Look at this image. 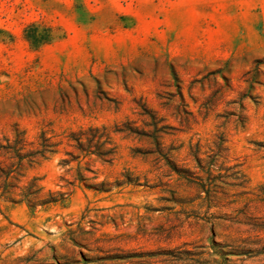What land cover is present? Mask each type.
<instances>
[{
	"label": "rangeland",
	"instance_id": "rangeland-1",
	"mask_svg": "<svg viewBox=\"0 0 264 264\" xmlns=\"http://www.w3.org/2000/svg\"><path fill=\"white\" fill-rule=\"evenodd\" d=\"M0 168V264H264V0H0Z\"/></svg>",
	"mask_w": 264,
	"mask_h": 264
},
{
	"label": "trees",
	"instance_id": "trees-1",
	"mask_svg": "<svg viewBox=\"0 0 264 264\" xmlns=\"http://www.w3.org/2000/svg\"><path fill=\"white\" fill-rule=\"evenodd\" d=\"M36 38L37 37H29L28 35H26V39L32 45L43 44L41 43L42 41H36L38 40ZM14 134L15 135H14L13 144L9 143L8 147L6 148L3 147L4 150L8 151L10 154L14 156L13 157L15 159L14 162H16L14 165L8 167L10 171V175H9V179L7 180H11L13 178L11 177V175H13L16 171H23L28 167L32 168L35 165H37L40 161L46 160L48 154L56 153V151H54V145H51L49 143V139H46L44 133L41 134V137L39 138L38 147L36 148L31 147L32 145L27 140L25 133L20 129L18 128L15 129ZM0 172L4 173L3 169L0 168ZM33 181L31 182V185L34 184ZM38 191L40 192V189ZM3 193H4V189H3ZM5 193L6 195L10 194L9 191ZM22 197H23L22 201L26 202L31 209H34L37 206H44L47 204L45 201H42V199L39 197L38 192L33 193L29 189H27V191H25L22 194Z\"/></svg>",
	"mask_w": 264,
	"mask_h": 264
}]
</instances>
